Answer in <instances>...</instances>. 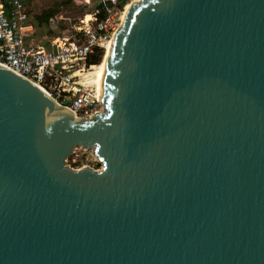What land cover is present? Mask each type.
Here are the masks:
<instances>
[{"label":"water","instance_id":"1","mask_svg":"<svg viewBox=\"0 0 264 264\" xmlns=\"http://www.w3.org/2000/svg\"><path fill=\"white\" fill-rule=\"evenodd\" d=\"M112 39L90 119L0 62V264H264V0L135 1Z\"/></svg>","mask_w":264,"mask_h":264},{"label":"built area","instance_id":"2","mask_svg":"<svg viewBox=\"0 0 264 264\" xmlns=\"http://www.w3.org/2000/svg\"><path fill=\"white\" fill-rule=\"evenodd\" d=\"M122 0H97V8L72 25L77 35L55 37L51 47L37 44L35 21L25 0H0V62L36 81L57 103L79 118L90 119L104 108L91 82L89 60L112 40L122 21ZM76 35V36H77ZM95 85V86H94Z\"/></svg>","mask_w":264,"mask_h":264},{"label":"rangeland","instance_id":"3","mask_svg":"<svg viewBox=\"0 0 264 264\" xmlns=\"http://www.w3.org/2000/svg\"><path fill=\"white\" fill-rule=\"evenodd\" d=\"M134 1L122 0L121 5H127ZM97 5V0L90 2L88 0H27L28 12L38 25L36 35L38 34L40 38L43 36L42 44L45 47L50 46V40L55 37L75 36L84 39L82 34L77 35L72 25L78 22L81 17L88 16L97 8ZM120 8L123 15L125 7L120 6ZM45 35L47 36L44 37ZM100 53L101 61L105 50L102 49ZM66 164L74 169L91 167L98 170L102 168V162L97 157L95 150L81 145L75 147L70 156L66 158Z\"/></svg>","mask_w":264,"mask_h":264},{"label":"bare ground","instance_id":"4","mask_svg":"<svg viewBox=\"0 0 264 264\" xmlns=\"http://www.w3.org/2000/svg\"><path fill=\"white\" fill-rule=\"evenodd\" d=\"M90 1L91 0H88V2H90ZM135 1H139V0H135ZM131 5H132V2L127 3V5H125V11H124V13L122 15L123 20L121 21L120 26L122 25V22L124 21V19L126 17V12H127V10L129 9V7ZM91 16H92V14L90 13L88 16H86V19H90ZM120 26H119V28H120ZM112 40H108L107 42H105V44H104L105 53H104V55L102 57V60L99 63L94 64L90 68V74L89 75H91V77H90L91 78V82L92 83H95V85H96V87L98 89V92H99V97H100L101 100H102V91H103L104 76H105L106 65H107L108 49H109V46H110ZM47 96H48V98H51L49 94H47ZM59 108L66 109V107H59ZM77 118H79V117H77Z\"/></svg>","mask_w":264,"mask_h":264},{"label":"crops","instance_id":"5","mask_svg":"<svg viewBox=\"0 0 264 264\" xmlns=\"http://www.w3.org/2000/svg\"><path fill=\"white\" fill-rule=\"evenodd\" d=\"M25 3H26V6H27V0H25ZM36 24V23H35ZM38 25L36 24V29H35V31L33 32V33H31V36H30V38H32L37 44H40V45H43V46H45L44 44H42V40H43V36L40 38L39 36H38V34L36 35V32H37V30H38ZM36 35V36H35ZM47 35H45L44 37H46ZM51 41L52 40H50V46H46V48H50L51 47Z\"/></svg>","mask_w":264,"mask_h":264},{"label":"trees","instance_id":"6","mask_svg":"<svg viewBox=\"0 0 264 264\" xmlns=\"http://www.w3.org/2000/svg\"><path fill=\"white\" fill-rule=\"evenodd\" d=\"M124 1V0H123ZM97 55H94L90 60H89V63H92V64H96V63H99L100 62V58H101V51L98 50L97 51Z\"/></svg>","mask_w":264,"mask_h":264}]
</instances>
